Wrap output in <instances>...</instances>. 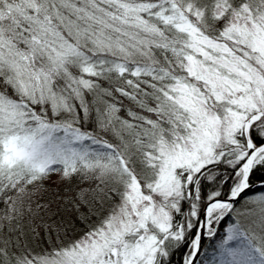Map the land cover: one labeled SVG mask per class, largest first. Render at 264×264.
Returning <instances> with one entry per match:
<instances>
[{
    "label": "snow or ice",
    "instance_id": "snow-or-ice-1",
    "mask_svg": "<svg viewBox=\"0 0 264 264\" xmlns=\"http://www.w3.org/2000/svg\"><path fill=\"white\" fill-rule=\"evenodd\" d=\"M104 80L140 112L103 101L88 129ZM54 172L92 173L118 202L51 251L6 241L0 264H172L182 246L196 264L203 230L252 216L235 205L257 173L264 189V0H0V194ZM250 202L258 218L230 224L210 264H264V193Z\"/></svg>",
    "mask_w": 264,
    "mask_h": 264
},
{
    "label": "trees",
    "instance_id": "trees-1",
    "mask_svg": "<svg viewBox=\"0 0 264 264\" xmlns=\"http://www.w3.org/2000/svg\"><path fill=\"white\" fill-rule=\"evenodd\" d=\"M102 84L105 88H111L113 94L111 97H103V100L92 94L88 95L93 109L91 113L93 120H85L86 128H95V109L103 108V101L115 103L119 108L116 115L121 119L132 120V117L128 115L129 110L140 112L134 101L114 91L117 86L116 81L104 80ZM101 134L104 139L119 143L115 136ZM260 175L261 173H257L252 177L253 184L259 183ZM203 183L208 190L218 187L216 182L204 180ZM230 184L231 181L219 186L222 196H227ZM109 187H115V185L110 184ZM102 188L107 192L108 189L92 173L80 172L66 178L62 172H54L42 181L27 185L22 194H18L15 190L9 191L7 196L0 194V246L7 241L10 254L19 255L27 252L35 255L75 241L96 226L110 211L116 196L111 193L104 196L100 191ZM263 190L259 185L248 192L244 198ZM8 197L16 200L18 211H12ZM240 204L239 202L235 207ZM258 205V203H251L247 208L259 209ZM8 216L12 219H6ZM229 220V223L237 221L233 213ZM240 222L247 226L243 220ZM182 257V250L177 251L172 264H182Z\"/></svg>",
    "mask_w": 264,
    "mask_h": 264
},
{
    "label": "rangeland",
    "instance_id": "rangeland-1",
    "mask_svg": "<svg viewBox=\"0 0 264 264\" xmlns=\"http://www.w3.org/2000/svg\"><path fill=\"white\" fill-rule=\"evenodd\" d=\"M85 143H90V142H85ZM92 147L96 148L98 146L97 145H92ZM262 193H264V190H263V192H258L255 195H249V196H246L245 198L243 197L239 201L241 204L239 206L237 205L238 207L236 206V209L239 210V211L252 210V216H250V217L249 216L240 217V216H237L236 212H233V214H234V216L236 217L237 220H239V221L243 220V222L246 223V225L248 226L250 219L258 218V216H259L258 214H259L260 208L259 209L258 208L254 209V207L253 208H247V206H249L251 204V202H250L251 200H254L257 196L261 195ZM116 202H118V197H116L112 207L114 206V204ZM258 206L261 207L260 204ZM228 221H230L229 218H226L224 221H222L219 225L216 226L218 235L215 236V237H209L207 235V230H206L207 240H209V244L207 245L206 250L204 251V253L201 256V258L199 259L198 263H196V264H210V261H212V258L214 256L215 249L217 248V246L220 243V239L226 234V229L229 227V225L234 223V222L229 223ZM82 236H80L78 239H80ZM78 239H76V240H78Z\"/></svg>",
    "mask_w": 264,
    "mask_h": 264
},
{
    "label": "flooded vegetation",
    "instance_id": "flooded-vegetation-1",
    "mask_svg": "<svg viewBox=\"0 0 264 264\" xmlns=\"http://www.w3.org/2000/svg\"><path fill=\"white\" fill-rule=\"evenodd\" d=\"M178 219H182V218L178 217ZM194 231H195V230H194ZM207 242H208V240H207V235H206L205 240H204V244H203V247H202V251H201V254H200L199 257H201V256L203 255V253H204V251H205V249H206V247H207V246H206V245H207ZM189 243H190V239H189ZM180 250H182V253H183V255H184V254L187 253V251H188L189 249H188L187 246H182Z\"/></svg>",
    "mask_w": 264,
    "mask_h": 264
},
{
    "label": "water",
    "instance_id": "water-1",
    "mask_svg": "<svg viewBox=\"0 0 264 264\" xmlns=\"http://www.w3.org/2000/svg\"><path fill=\"white\" fill-rule=\"evenodd\" d=\"M254 185H255V186H254L252 189L258 187V186H259V183H254ZM252 189H251V190H252ZM249 191H250V190H249ZM249 191H248V192H249ZM246 193H247V192H246ZM246 193H245V194H246ZM245 194H243L242 197H243ZM222 198H225V199H226L227 196H222ZM205 236H206V229L203 230V235H202V240H201V251H202V247H203V244H204ZM201 251H200V253H199V256H200V254H201ZM199 256H198V258H199ZM197 261H198V259H197ZM197 261H196V263H197Z\"/></svg>",
    "mask_w": 264,
    "mask_h": 264
}]
</instances>
